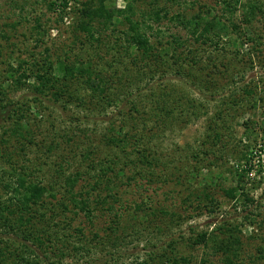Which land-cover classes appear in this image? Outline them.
I'll list each match as a JSON object with an SVG mask.
<instances>
[{"label": "trees", "instance_id": "16d2710c", "mask_svg": "<svg viewBox=\"0 0 264 264\" xmlns=\"http://www.w3.org/2000/svg\"><path fill=\"white\" fill-rule=\"evenodd\" d=\"M145 1L149 4L147 9L139 4L140 0H125L124 7H119L117 0H44L47 10L57 14V24L63 23L69 15H75L72 45L68 49L67 46L57 48L56 51H52L50 47H45L40 52L31 50L29 55H18L17 58L13 51L16 50L14 43L8 44L7 54L0 47V64L7 66L5 77L11 79V86L14 87L9 89L18 91L31 88L54 103L63 104L64 109H69L72 104L86 112L117 108L119 116L123 117L117 121L112 120L102 134L105 145L116 154L115 165L113 166L112 159L110 162L107 159H95L91 143H83L84 150L80 155L83 162L87 161V170L62 175V183L57 181L54 186H46L43 181L36 180L30 167L19 166V161L12 160V154L8 150L11 147L9 140H1L0 188L7 193L6 196L0 194V231L7 236L0 238V264H63L61 258L64 253L60 252L59 243L69 249V252L70 248L75 253L91 252L85 241L78 244L76 242L81 239L77 235H84L79 225L72 224L76 218L83 213L88 219H92L93 211L100 207L109 213L116 211L115 203L121 201L116 178L124 177L125 167L131 165L133 170L139 168L136 173L140 175L143 167L150 169L157 166L159 160L167 155L160 153L157 145L152 147L151 143L156 142L155 138L163 137L169 127L197 119L201 111L207 112L203 101L199 102L192 97L191 91L168 80L170 76H177L187 83L190 81L201 93L211 95L220 88L226 89L229 85L236 84L238 76L242 79L245 77L240 71L235 73L238 63L231 59L225 62L222 58L225 55L219 52L220 47L226 48L223 40H227L226 37L232 31L239 29L235 21H226L223 15H217L213 12L214 8L207 5H204V10L200 8L198 11L172 13L170 8L160 6L159 0ZM218 2H222L223 10L229 11L232 16L241 6L244 20L248 24L257 20L259 15L264 20V2L260 0ZM25 10V5H22L21 11ZM165 20L184 27L186 37L178 32L168 34L163 30L162 22ZM8 26L14 29L17 27L15 23ZM32 28L36 34L37 46L43 44V38L49 30L45 27L42 16L34 17ZM0 37L11 40L4 28L0 29ZM228 40L236 44L230 37ZM248 40L255 46L262 44L261 36L248 37ZM78 43L82 51L75 53L74 47ZM196 44L202 47H196ZM205 45L208 48L214 47L216 53L208 52L204 49ZM148 76L150 80L159 79L161 82L157 87L149 88L146 94L142 83ZM2 84L0 81V104L8 99V90L4 91ZM81 89L87 92L82 93ZM262 92L264 86L260 91L258 85L248 83L242 86L240 92L233 89L220 99L217 107L219 112L215 118L211 117L206 139L203 141V146L207 148L202 149L201 153L205 156L202 159L207 160L206 166L211 168L216 164L214 159L217 158L212 157L211 160V155H216L215 147L220 145V151L228 148L224 140V133L228 134L226 124L240 116L244 103H251L250 108L253 109L257 107L259 100L264 102V95H260ZM124 102L129 105L127 111L122 107ZM8 105L13 106L11 101ZM12 112V117L17 118L16 125L5 131V135L26 138L30 132L19 124L26 116L20 109H13ZM70 119L73 122L79 121L73 116ZM141 119H149L154 124L149 127L146 122L140 127L138 122ZM218 119H221L223 125L217 122ZM244 124L246 129H252V121ZM67 139L69 142L73 141L72 136ZM77 141H74V150H80L83 146V140L79 143ZM242 141L241 139L240 142ZM147 144L151 147L147 148ZM142 145L145 147L142 148ZM24 148L22 146L21 151ZM201 153H195L193 158L198 159ZM241 154L246 160L247 169H236L237 184L228 187L223 185L221 191L235 206L241 204L246 210L255 201L247 191L245 181V174L253 169V163L248 158V152L242 151ZM5 159L9 167L1 168ZM135 177L133 175L132 179ZM81 180L84 183L77 189ZM210 185L207 183L194 188L191 180L188 182V199L193 197V200H197L196 210H199V214L204 213V207L209 213L219 209L220 203L217 202L213 189L215 187ZM177 215L179 213L173 212L169 220L174 221ZM244 218L252 225L258 222L257 217ZM119 221L121 216H117L110 227L115 236L118 235ZM263 222L260 224L264 225ZM50 224L55 230L47 234L45 226L51 227ZM161 224L165 225L167 222L160 221L158 225ZM242 226L243 223L224 221L216 224L211 231L197 234L192 242L194 246L201 244L211 248L213 254L220 257L219 264H244L241 258L244 250ZM51 234L56 237L51 239ZM10 236L22 240L17 241ZM166 246L156 256L152 254L133 264H151L155 260L163 264H192L190 257L176 253V242L172 240ZM259 250V257L250 264H257V260L264 259V248ZM51 251L55 256L59 251L55 261L46 259Z\"/></svg>", "mask_w": 264, "mask_h": 264}, {"label": "rangeland", "instance_id": "374dc122", "mask_svg": "<svg viewBox=\"0 0 264 264\" xmlns=\"http://www.w3.org/2000/svg\"><path fill=\"white\" fill-rule=\"evenodd\" d=\"M159 1L160 6L170 8L172 13L198 11L200 8L204 10V5H207L214 8L213 12L217 15H223V19L226 21L229 19L235 21L239 29L232 31L229 37L236 41V44L230 43L229 37H226L227 40H223L226 43L224 44L226 48L220 47L219 52L221 55H225V57L222 56L225 62L231 59L238 63L236 72H234L240 71L245 77L242 79L238 76L236 84L229 85L226 88L228 90L225 87L220 88L217 93H212L213 95L201 93L194 87L195 85L190 84V81L188 84L186 80H180L177 76L172 75L168 78L186 91H191L192 97L199 102L203 101L207 112L201 111L197 119L169 127L163 137L155 138L156 142L154 143L156 144L151 143L152 147L158 146L159 152L167 155L159 160L157 166L150 169L143 167V172L140 175L136 173L139 168L133 170L131 165L125 167L124 177L116 178L119 185L117 190L121 197L120 203H115L116 211L109 213L100 207L93 211L92 219H88L83 213L76 218L72 223L73 226L79 225L84 231V235H77L81 239L76 242L78 244L85 241L91 252L75 253L71 248L69 252V249L59 243L60 252L64 253L61 258L63 264H133L138 260L149 258L152 254L156 256L155 254L162 248L166 249V245L172 240L177 244L176 253L190 257L192 264H219L220 257L214 255L211 248L201 244L194 246L192 238L203 231H211L216 224L224 221L243 223L244 250L241 258L244 264L254 261L260 255L259 249L264 248V225L260 224L264 221V217H262L264 216V102L259 100L257 107L253 109L250 108L251 103L247 105L244 103L240 116L226 124L228 134L224 133V140L228 144V148L226 147V151H220V145L215 147L216 155H211V160L212 157L217 158L214 159L215 166L211 168L206 166L207 160L202 159L205 156L201 153L202 149L207 148L203 146V141L206 139L211 117L215 118L219 112L217 107L220 99L233 89L240 92L242 86L248 83L258 85L260 91L264 86V20L259 15L257 20L248 24L244 20L241 6L232 16L229 11L223 10V3L218 0ZM260 1L264 2V0ZM140 2L139 4L143 8H149L148 1L140 0ZM22 5L26 7L24 12L21 11ZM117 5L124 7L125 0H117ZM35 16H42L45 27L49 30L46 37L43 38L44 43L38 44V46L35 41L36 34L32 28ZM56 17L57 14L47 10L44 0H0V29L7 30V34L11 37L10 41L0 37V47L3 48V53L7 54L6 51L10 43L15 44L13 47L16 50L13 51L16 58L18 55H22L21 57L29 55L31 50L43 51L45 47H50L52 51L65 46L68 49L73 41L72 28L75 15H69L60 24L55 22ZM12 23L17 26L15 29L8 26ZM162 23V29L168 34L178 32L186 37L187 32L184 27L166 20ZM253 36H261L262 44L260 46H255L248 40V37ZM195 46L202 47L199 44ZM80 47L79 43L76 44L75 53L82 51ZM204 49L216 53L212 46L208 48L205 45ZM6 67V65L0 64V81L1 84L3 83L4 91L8 90V99L0 104V145H2L3 138L9 140L11 147L8 150L12 154V160L19 161V166L30 167L36 180L43 181L46 186H54L57 181L62 183L64 175L87 170V161L83 162L80 155L87 142L91 143L90 148L94 152L92 156L95 159H107L109 162L112 159L113 166L115 165L116 154L105 145L102 134L106 132V128L112 120L123 119L119 116L120 112L117 108L107 111L100 108L98 111L86 112L72 104L69 109H64L63 104L54 103L31 88L13 91L9 89H14L11 86V79L5 77ZM149 77L145 78L142 83L143 89L146 88V94L149 92V88H155L161 82L159 79L150 80ZM158 77L159 75L156 76V78ZM81 91H83L82 93L87 92L83 89ZM117 91L119 92V90ZM260 95H264V92ZM212 96L213 98H211ZM35 97H38V100H35ZM9 101L13 106L8 105ZM6 105L7 107H5ZM122 107L127 111L129 105L124 102ZM13 109H20L26 116L19 122L22 128L28 129L30 132L26 138L5 135V131H9L16 125L17 118L16 116L12 117ZM72 116L79 121L73 122L70 119ZM226 119L229 120L228 117ZM246 121L253 122L252 129H246L244 124ZM146 122L149 123V127L154 124L149 119H141L138 124L142 127ZM217 122L223 125L221 119H218ZM69 136L73 137L72 142L68 141L67 137ZM241 139L242 142H240ZM76 140H78L76 143L83 140L82 145L83 143L84 145L80 150H74V141ZM151 145L147 144V148ZM22 146L25 147L23 151H21ZM4 149L6 148L4 147ZM242 151L248 152V158L253 163V169L245 174V181L247 191L255 201L246 210L240 206L241 204L235 206L236 204L225 197L221 191L223 185L228 187L237 184L236 169L238 171L247 169L246 160L241 157ZM197 152L201 154L198 159H195L193 155ZM6 160L1 164V168L9 167ZM133 175H136L134 179H132ZM189 180L194 188L207 183L215 187L213 188L215 196L217 202L220 203L216 212L209 213L204 207L202 208L204 213L200 211L201 214H199V210H196L197 200H193V197L190 198L191 201L188 199ZM82 183L84 182L81 180L77 189L81 187ZM56 188L59 187L56 186ZM6 193L4 189L0 188V194L6 196ZM173 212L179 213V216L177 215L171 222L169 219ZM115 214L118 217L121 216L117 236L110 229L113 226L112 221L117 220ZM245 216L257 217V224L248 223ZM160 221H166L167 224L158 225ZM45 227L47 234L55 230L53 225ZM4 234L0 231V238L7 236ZM51 235V239L56 237ZM10 238L17 241L22 240L16 236H10ZM48 253L46 259L50 258L51 261L58 259L59 251L56 256L52 251ZM41 256L44 257V255ZM151 264H163V262L155 260ZM257 264H264V259L257 260Z\"/></svg>", "mask_w": 264, "mask_h": 264}]
</instances>
